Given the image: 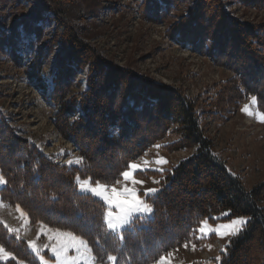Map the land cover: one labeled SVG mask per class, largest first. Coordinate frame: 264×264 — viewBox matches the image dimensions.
Here are the masks:
<instances>
[{"label":"trees","instance_id":"obj_1","mask_svg":"<svg viewBox=\"0 0 264 264\" xmlns=\"http://www.w3.org/2000/svg\"><path fill=\"white\" fill-rule=\"evenodd\" d=\"M132 1H141L138 11L149 22H170V40L210 57L233 78L205 99L207 111L200 113L199 99L121 67L89 44L75 23L79 0H20L11 10L25 13L10 25L0 23V54L20 66L27 46L32 84L45 99L47 83L51 85L54 125L83 163L69 166L45 155L0 111V174L7 181L0 199L15 209L19 204L32 224L81 235L99 264L105 253L94 241L101 231L102 202L80 195L75 178L111 183L129 163L174 134L179 140L162 146L165 152L196 153L163 173L159 190L147 198L152 207L148 220L140 218L125 230L122 243H101L117 255V264H154L185 243L197 244L202 222L228 212L230 218L251 220L217 259L193 264H264L252 254L257 246L264 250V182L247 189L215 152L200 119L206 115L222 122L250 96L264 114V24L237 19L229 0ZM3 2L0 8L6 7ZM50 58L53 65L45 80ZM81 76L85 90L72 94ZM0 243L24 264H40L26 241L10 236L4 223Z\"/></svg>","mask_w":264,"mask_h":264},{"label":"rangeland","instance_id":"obj_2","mask_svg":"<svg viewBox=\"0 0 264 264\" xmlns=\"http://www.w3.org/2000/svg\"><path fill=\"white\" fill-rule=\"evenodd\" d=\"M19 1L4 0L3 3L7 4L5 8H0V23L10 25L25 13L11 10ZM229 3V11L243 23L264 24V3H256L254 0H229ZM140 4L141 1L132 0H79V4H76L75 23L85 40L107 59L153 79L158 84L179 89L189 98L199 99L200 113H205V99L216 95L219 86L232 79L233 73L215 64L210 57L174 43L167 35L170 22H149L140 15ZM26 49L25 45L23 63L20 66L0 54V111L6 113L11 125L22 132L21 137L30 139L45 155L52 156L62 164L68 165L67 162L71 159L72 165H79L75 163L77 158H81L79 152L59 134L54 125L55 109L48 100L51 85L47 83L49 92L48 99H45L42 92L32 84L27 73L29 58ZM52 65L53 58H50L43 70L45 80ZM79 80L80 85L72 94L85 90L84 76ZM252 98L253 96L247 97L233 110V115L222 122L206 115L200 118L202 128L215 146V152L227 162L229 169L242 179L249 190L264 182V122H261L264 114L258 110L256 100ZM245 106L247 112L242 110ZM178 140L176 135L168 134L165 140L157 144L159 147L155 145L134 162L142 166H145V160L149 162L145 166L149 170L141 172L138 177L144 181L142 186H136L140 193L147 189H157L159 183H154L153 180L160 182L165 171L196 153L192 149L168 153L161 148ZM157 160H165L167 163L157 164ZM3 187L0 186V189ZM5 205L0 207V221L19 229L21 239L37 241L41 225L31 222L25 224L15 208L6 203ZM150 217L151 214L141 218L148 220ZM238 218H244L247 223L242 226L233 224ZM250 220L248 216L230 218L228 212L214 216L213 221L205 220L209 227L204 234L198 231L197 239L200 242L187 243V247L182 246L165 256L169 264H193L217 259L230 240ZM205 221L200 227L205 226ZM45 243L49 241L43 236L37 241L48 264H55V257L43 248ZM252 254L264 262L262 247L257 246Z\"/></svg>","mask_w":264,"mask_h":264},{"label":"snow or ice","instance_id":"obj_3","mask_svg":"<svg viewBox=\"0 0 264 264\" xmlns=\"http://www.w3.org/2000/svg\"><path fill=\"white\" fill-rule=\"evenodd\" d=\"M255 100V98H252ZM243 111L247 112V106ZM264 122V117L262 121ZM156 147H159L158 145ZM68 165L73 164V160H68ZM76 164H82L83 158H77ZM157 164L167 163L165 160L155 161ZM146 166L148 161H144ZM142 166L137 163H129L124 170H122L118 177L111 183H104L99 180L93 181L90 177L81 180L80 177H76L74 185L78 193L85 197H94L97 201L102 202L103 213L100 224V233L97 234L94 243L105 253L99 264H117V255L107 251L104 244L101 243V239H115L122 243L123 232L129 228H132L141 217H147L152 212V207L146 202V198L154 196L159 190L156 188L147 189L143 193H140L137 185H143L144 181L140 180L139 174L141 172L148 171V167ZM154 183L159 181L153 180ZM7 181L2 174H0V186L6 185ZM120 185L121 187H117ZM54 199V197H53ZM5 203L0 199V207H5ZM16 211L20 214V218L24 220L25 224L30 223V219L27 214L20 208L19 204L16 206ZM0 223H3L0 221ZM38 231L37 241L43 236L49 243L43 245L44 249H47L53 257H55V264H98L96 255L93 254L92 247L89 242L81 235H77L72 231H62L61 229H52L46 225H43ZM247 221L244 218H238L233 221V224L244 225ZM204 227L197 229L201 234L206 232L209 227L207 221L204 222ZM4 227L10 236H13L16 240L20 239L19 229L11 228L6 223ZM217 231L216 229H212ZM235 234V233H232ZM221 235H223L221 233ZM37 241H27V248L31 253L40 260V264H48V260L42 255V249L38 246ZM187 247V243L184 245ZM195 247V245L193 246ZM119 247L116 248L118 252ZM171 255V253H169ZM8 260L16 261L17 264H24L20 261L12 252L8 251L6 247L0 243V262L7 264ZM157 264H169L167 257L164 255L159 256Z\"/></svg>","mask_w":264,"mask_h":264}]
</instances>
